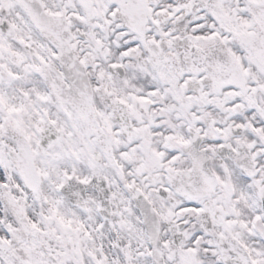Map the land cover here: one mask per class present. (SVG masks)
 Masks as SVG:
<instances>
[{"label": "snow or ice", "instance_id": "snow-or-ice-1", "mask_svg": "<svg viewBox=\"0 0 264 264\" xmlns=\"http://www.w3.org/2000/svg\"><path fill=\"white\" fill-rule=\"evenodd\" d=\"M0 264H264V0H0Z\"/></svg>", "mask_w": 264, "mask_h": 264}]
</instances>
